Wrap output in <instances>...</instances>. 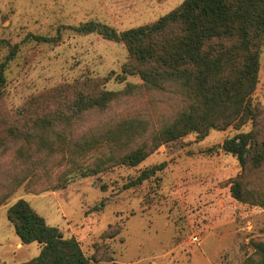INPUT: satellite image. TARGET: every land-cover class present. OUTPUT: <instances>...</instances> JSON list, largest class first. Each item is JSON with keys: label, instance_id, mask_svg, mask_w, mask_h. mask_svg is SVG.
I'll list each match as a JSON object with an SVG mask.
<instances>
[{"label": "trees", "instance_id": "1", "mask_svg": "<svg viewBox=\"0 0 264 264\" xmlns=\"http://www.w3.org/2000/svg\"><path fill=\"white\" fill-rule=\"evenodd\" d=\"M73 29L123 44L127 59L113 80L135 77L140 84L110 91L105 85L113 73L88 76L32 96L12 110L4 105L1 68L0 157L11 155L12 164L5 170L0 162V207L22 185L37 194L65 189L115 167H136L162 145L187 135L203 139L210 130L232 127L237 133L218 147L240 166L229 181L231 195L264 208V191L247 179L248 171L264 172V109L252 98L264 41V0H184L156 21L125 31L98 22ZM139 91L168 96L177 107L164 116H106ZM248 124L251 128L242 131ZM166 166L143 169L122 189L141 186ZM6 218L22 245L39 247L37 257L20 264H91L73 237L47 225L25 200L11 204ZM249 246L252 252L242 264H264V241L251 239Z\"/></svg>", "mask_w": 264, "mask_h": 264}, {"label": "rangeland", "instance_id": "2", "mask_svg": "<svg viewBox=\"0 0 264 264\" xmlns=\"http://www.w3.org/2000/svg\"><path fill=\"white\" fill-rule=\"evenodd\" d=\"M183 1L0 0L4 105L14 110L32 96L88 76L113 73L105 85L110 91L140 84L135 77L122 83L113 80L127 59L123 44L73 28L98 22L121 32L152 23ZM33 36L53 41L39 42ZM252 98L264 109V41ZM175 106L168 96L139 91L113 105L106 116H164ZM250 128L248 124L242 131ZM236 133L229 127L210 130L203 139L190 134L162 145L136 167H115L65 189L37 194L20 186L0 207V264L24 263L39 254L36 243L19 242L7 221L6 210L17 199L28 202L65 238L73 237L91 264H242L252 252L249 241H264V208L231 195L229 181L240 173V166L218 147ZM212 147L218 151L208 152ZM0 162L7 170L11 155H3ZM162 162L167 166L155 178L122 189L128 179ZM247 176L264 191V172L248 171Z\"/></svg>", "mask_w": 264, "mask_h": 264}, {"label": "built area", "instance_id": "3", "mask_svg": "<svg viewBox=\"0 0 264 264\" xmlns=\"http://www.w3.org/2000/svg\"><path fill=\"white\" fill-rule=\"evenodd\" d=\"M192 240H193V241H196V240H197V238H192Z\"/></svg>", "mask_w": 264, "mask_h": 264}, {"label": "crops", "instance_id": "4", "mask_svg": "<svg viewBox=\"0 0 264 264\" xmlns=\"http://www.w3.org/2000/svg\"><path fill=\"white\" fill-rule=\"evenodd\" d=\"M18 241V240H17Z\"/></svg>", "mask_w": 264, "mask_h": 264}]
</instances>
